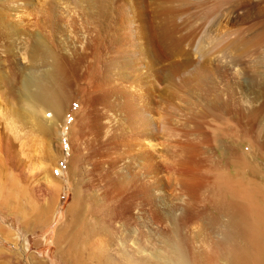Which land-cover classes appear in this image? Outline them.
I'll use <instances>...</instances> for the list:
<instances>
[{
  "label": "bare ground",
  "instance_id": "6f19581e",
  "mask_svg": "<svg viewBox=\"0 0 264 264\" xmlns=\"http://www.w3.org/2000/svg\"><path fill=\"white\" fill-rule=\"evenodd\" d=\"M193 1L0 0V148L9 153L28 127L67 136L56 152L64 176L53 178H72L74 197L57 237L76 246L92 213L109 239L101 255L113 264H264V171L250 156L255 147L264 161V100L255 105L264 97V58L250 59L264 49V18L251 21L252 33L239 25L235 37H217L212 56L179 49L185 61L162 68L157 48L171 56L175 21L188 17ZM210 1L195 6L207 13L224 0ZM221 54L250 57L238 65L263 81L253 96L237 98L230 79L223 83ZM159 93L169 102L164 117ZM176 96L187 102L182 120ZM89 133L103 142L96 193L88 186ZM227 136L239 145L224 156L218 149ZM213 141L219 145L207 153ZM247 142L252 150L240 153ZM158 211L173 232L163 247L155 244Z\"/></svg>",
  "mask_w": 264,
  "mask_h": 264
},
{
  "label": "rangeland",
  "instance_id": "374dc122",
  "mask_svg": "<svg viewBox=\"0 0 264 264\" xmlns=\"http://www.w3.org/2000/svg\"><path fill=\"white\" fill-rule=\"evenodd\" d=\"M190 1L192 2L193 0ZM200 1L205 2L210 0H194L193 3L189 5L188 11H190L186 13V15H188L186 18L188 19L184 18L183 22L179 21V23L177 22L178 20L175 21L177 26H175L173 30L171 56L168 54L169 49L166 47L159 46L157 48L159 56L162 57V60H159L162 68H167L168 70L169 67L171 69V65L185 61L186 56L179 52V49H182L184 52H189L192 58L195 56L198 57V55L201 58L212 56L210 52L213 49L212 46L215 45L217 37H222L218 42L227 41L235 37L239 31V25L243 27L240 29L242 33L246 35L252 33L258 27L253 23L264 18V0H224L222 1L223 4L218 5V7H212L207 13H202L200 9L195 6L197 5L199 7ZM208 4H212V1L208 2ZM229 4H234L236 6L235 9H232V12L225 10L226 5ZM194 11L196 13L200 12L196 15ZM232 13L235 16L232 15ZM198 16L201 18L199 19ZM203 18H205L204 21ZM206 19L209 21H206ZM249 23L253 24H251L252 28H250ZM253 26L256 28H253ZM202 28L204 29V31L202 30L203 32L201 31ZM200 31L201 34L198 36ZM210 34L211 36H209ZM201 36L204 37L202 38ZM208 36L211 37V39H209ZM213 37L214 39H212ZM212 41L213 43H211ZM205 45L208 47L206 48ZM1 48L0 51H2ZM255 53L256 54L251 58L248 56L245 57L244 55L240 58L237 54H230V56L221 54L219 57L221 61L218 63L220 64L219 69L221 70L223 67L222 72L219 71L221 72V77L226 79L223 83H228L230 79L229 84L231 83L230 85L233 87L235 86L234 90L237 92H235V95L239 93L236 95L237 98L244 94L246 96H253V93L258 90V86H261V82H263L260 79L256 80L259 75H254V73L250 72L248 69H243L238 65L239 61L246 65V63H250V59L253 60L256 56H258L257 58H259V56L261 58L262 55V58H264V49H258ZM177 55H179V57ZM260 61L259 67L262 68L261 66H263L264 61ZM160 64H158V66H160ZM233 66L235 72L232 71ZM235 66H237L236 69ZM228 69H230V71ZM174 75L177 76L176 78L180 79V77H178L179 74L174 73ZM234 75L235 77L230 78V76ZM165 82L167 83L168 81L163 77L159 81V84L162 83V85H164L166 84ZM252 87L255 88L254 91H252ZM249 90L252 91V94L249 93ZM180 95L186 96V93L181 92ZM156 100L159 112L158 117H164L166 111L170 110V108H168L169 102L166 95L164 93H159ZM262 100H264V97L261 98L259 104L255 101V105L261 106L262 104L260 103H263ZM171 102L173 105H178L179 118L182 120L185 117L184 114L187 112V102L182 101L181 96H176ZM162 120H164V118ZM211 125H214V129L217 127V123L215 122H212ZM28 129L29 130L24 129V134L22 131L21 135H19L20 137L17 140H13L9 153L0 148V264H113L108 256L101 255L100 248L104 246V243L108 242L109 239L104 233H100L99 223L92 213H87L85 216L87 230L82 235V241L80 240L76 246L73 247L71 244L72 242L67 239H58L57 232L59 227L62 225L65 227V225L69 224L71 221L68 208L74 197V182H72V178H64L63 182L53 178V176H64L61 168H66V160L59 159V157L56 156V152L60 150V142L68 141V138L64 135L61 138L52 136L46 129L35 130L29 127ZM63 129L66 131L67 127L65 126ZM1 131H4L3 127ZM89 136L93 138H88V140L90 139V149H88L87 159L91 166L87 176L88 186L90 187V192L96 193L97 189L103 183L100 179L101 169L98 170L95 166V168H93V165L96 162L95 159L98 160V158L95 157L100 153L99 150L101 149H99V147L103 142L101 141L100 144L94 138L93 133H89ZM227 137H225L223 141H220L222 146L218 149V152L224 156H229L228 152L232 155L231 152L233 151L232 147H230L231 145L235 147L239 145L238 141H234L232 136ZM65 144L64 149L68 150L69 143L67 142ZM246 144H248V142L242 145L240 153L244 151L250 152L252 150L251 147ZM218 145L219 143L216 141L210 142L209 148L206 146V152H215ZM253 148L255 150L253 149L254 152H252L250 156L264 171L263 158H258L256 155H259V153L261 154V152L257 151V148ZM240 153H237V155ZM262 153L264 154V150ZM53 190L55 191L52 192ZM157 217H155V244H157V247H161L162 245L158 243L164 244L169 242L167 240H171L173 232L170 228L171 226L164 222L165 220H163L164 218H162L160 211H158ZM117 235L119 236L117 237ZM113 237V242L115 241L114 245L117 246V239L120 237V232L117 228Z\"/></svg>",
  "mask_w": 264,
  "mask_h": 264
}]
</instances>
